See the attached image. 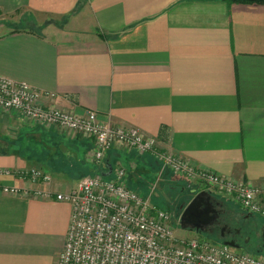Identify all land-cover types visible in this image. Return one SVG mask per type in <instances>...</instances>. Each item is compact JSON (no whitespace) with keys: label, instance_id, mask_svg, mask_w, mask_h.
Returning a JSON list of instances; mask_svg holds the SVG:
<instances>
[{"label":"crops","instance_id":"obj_1","mask_svg":"<svg viewBox=\"0 0 264 264\" xmlns=\"http://www.w3.org/2000/svg\"><path fill=\"white\" fill-rule=\"evenodd\" d=\"M0 76L53 94L45 107L136 128L161 151L264 198V5L0 0ZM92 150L90 139L0 110V171L37 168L53 191L67 193L102 174ZM134 154L114 148L104 165L124 157L159 168L151 155ZM163 180L181 182L169 173ZM0 185L37 188L4 174ZM70 214L67 203L0 195V264H56Z\"/></svg>","mask_w":264,"mask_h":264},{"label":"built area","instance_id":"obj_2","mask_svg":"<svg viewBox=\"0 0 264 264\" xmlns=\"http://www.w3.org/2000/svg\"><path fill=\"white\" fill-rule=\"evenodd\" d=\"M44 99L52 100L54 95L0 76L1 111L16 112L34 126L53 127L70 136L90 139L92 163L103 166L102 174L83 178L67 193L53 191L50 176L37 168L0 171L37 186L26 189L0 185V195L31 196L70 205L65 243L56 264H264L263 259L235 253L223 243L177 237L172 213L154 210L149 199L130 190L127 170L122 164L110 167L107 175L109 167L104 160L114 148L138 156L149 154L159 164L161 173H172L190 192L194 183L197 189L193 196L200 191H216L244 213L264 217L260 189L202 169L172 152L161 151L154 138L144 136L136 128L103 123L92 111L76 115L55 106L45 107Z\"/></svg>","mask_w":264,"mask_h":264},{"label":"rangeland","instance_id":"obj_3","mask_svg":"<svg viewBox=\"0 0 264 264\" xmlns=\"http://www.w3.org/2000/svg\"><path fill=\"white\" fill-rule=\"evenodd\" d=\"M134 155L138 156L136 154ZM121 162L123 167H125L127 170V187L130 190L138 193L139 196L149 199L150 205L152 208H154V210H164L172 213V226L174 234L177 237L182 239H202L214 244L222 243L213 235L208 233L184 230L179 226V218L181 215L180 207L184 206V204H187L189 200V194L192 195L194 190L197 189L194 183L190 185V189H194L192 192H190L189 189L185 187L184 182L180 179L179 181L181 182H168L163 180L165 179V175L167 173H171L168 171H166L164 174L161 173L160 168H158L156 165L152 164L149 168H140L134 165L135 161H132L134 164L130 163L129 165V162L126 161L124 157H121ZM108 178L109 177H106V179ZM210 192L211 195L218 197L224 203L229 204L230 208L234 210L235 215L241 216V214H243L240 207L225 197L224 194L216 191ZM255 218L258 220V236H253V234H250L251 240L245 251L234 249L231 250L235 253L248 252L247 254L264 260V217L255 216ZM256 247L258 250L260 249L257 253L253 250Z\"/></svg>","mask_w":264,"mask_h":264},{"label":"flooded vegetation","instance_id":"obj_4","mask_svg":"<svg viewBox=\"0 0 264 264\" xmlns=\"http://www.w3.org/2000/svg\"><path fill=\"white\" fill-rule=\"evenodd\" d=\"M210 202L216 209V218L204 228L203 233L213 235L219 241L231 243V249L242 250L249 246L251 236H258V220L253 215L244 213L241 216L235 215L229 204L224 203L220 198L212 195ZM200 232V231H198ZM259 252L256 247L253 249ZM248 253V252H241Z\"/></svg>","mask_w":264,"mask_h":264},{"label":"water","instance_id":"obj_5","mask_svg":"<svg viewBox=\"0 0 264 264\" xmlns=\"http://www.w3.org/2000/svg\"><path fill=\"white\" fill-rule=\"evenodd\" d=\"M111 168L109 167L110 175ZM212 195L207 191H200L193 198L180 207L179 226L181 229L189 231L204 232V228L208 226L216 218V209L213 208L210 199ZM225 246L232 247L231 243L223 242Z\"/></svg>","mask_w":264,"mask_h":264},{"label":"trees","instance_id":"obj_6","mask_svg":"<svg viewBox=\"0 0 264 264\" xmlns=\"http://www.w3.org/2000/svg\"><path fill=\"white\" fill-rule=\"evenodd\" d=\"M235 1L238 2V3H243V4L264 5V0H235ZM106 174H108V171L106 172ZM191 196L192 195L189 194L188 202L191 200Z\"/></svg>","mask_w":264,"mask_h":264}]
</instances>
